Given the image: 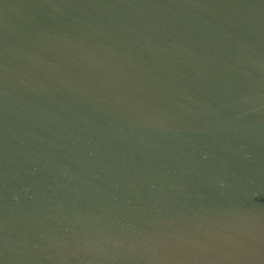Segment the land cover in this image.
I'll list each match as a JSON object with an SVG mask.
<instances>
[{"label":"water","instance_id":"95a60500","mask_svg":"<svg viewBox=\"0 0 264 264\" xmlns=\"http://www.w3.org/2000/svg\"><path fill=\"white\" fill-rule=\"evenodd\" d=\"M0 264H264V0H0Z\"/></svg>","mask_w":264,"mask_h":264}]
</instances>
